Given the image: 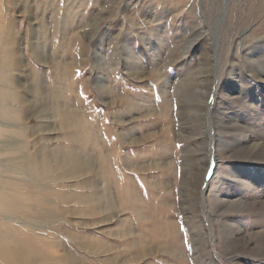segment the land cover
Segmentation results:
<instances>
[{
  "label": "rangeland",
  "instance_id": "1",
  "mask_svg": "<svg viewBox=\"0 0 264 264\" xmlns=\"http://www.w3.org/2000/svg\"><path fill=\"white\" fill-rule=\"evenodd\" d=\"M0 131V264H264V0H0Z\"/></svg>",
  "mask_w": 264,
  "mask_h": 264
},
{
  "label": "bare ground",
  "instance_id": "2",
  "mask_svg": "<svg viewBox=\"0 0 264 264\" xmlns=\"http://www.w3.org/2000/svg\"><path fill=\"white\" fill-rule=\"evenodd\" d=\"M214 93V92H213ZM1 135H2V132L0 131V137H1ZM210 142V141H209ZM13 146V145H12ZM17 146H18V144H17ZM9 147V146H8ZM7 147V148H8ZM14 147V146H13ZM5 148V147H4ZM17 148H19V147H17ZM9 150V149H8ZM8 150H7V153H8ZM13 150H15V148H13ZM19 153V152H18ZM23 155V154H22ZM21 155V156H22ZM19 156V155H18ZM17 157V156H16ZM18 158V157H17ZM27 159V158H26ZM20 164L21 163H23V161L22 162H19ZM27 163V162H26ZM15 168V167H14ZM206 170V169H205ZM202 180H203V178H202ZM17 185V184H16ZM15 187H17V186H15ZM5 187H0V200L2 201V203H0V207L1 208H7L8 206H7V204H6V201H10V203H12L11 202V200H14V198H12L11 200H8V197H10V196H7L5 193H6V191H7V189H4ZM2 193H4V196L2 197L1 195H3ZM7 196V197H6ZM0 201V202H1ZM9 203V202H8ZM15 203V202H14ZM7 206V207H6ZM9 209H12L11 207H8ZM223 215V214H222ZM1 237H3V236H1ZM4 249H8V245H7V243L5 244V243H3L2 242V240L0 239V251H2V250H4ZM21 257V255L20 254H14L13 255V262L14 261H18L19 259H21L20 258ZM10 260H12V258L10 259Z\"/></svg>",
  "mask_w": 264,
  "mask_h": 264
}]
</instances>
